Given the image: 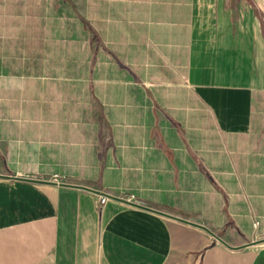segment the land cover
<instances>
[{
	"label": "crops",
	"instance_id": "0c3cea01",
	"mask_svg": "<svg viewBox=\"0 0 264 264\" xmlns=\"http://www.w3.org/2000/svg\"><path fill=\"white\" fill-rule=\"evenodd\" d=\"M0 264H264V0H0Z\"/></svg>",
	"mask_w": 264,
	"mask_h": 264
},
{
	"label": "built area",
	"instance_id": "2783aa9c",
	"mask_svg": "<svg viewBox=\"0 0 264 264\" xmlns=\"http://www.w3.org/2000/svg\"><path fill=\"white\" fill-rule=\"evenodd\" d=\"M52 181L56 184L59 185H65L67 184V178H65L64 176H60L58 174L54 175L52 178ZM112 197L110 195L107 194H100L99 195V202L100 204H105L107 202V200ZM114 198V197H113ZM120 200L129 203L130 205H134L137 200L135 198V195L131 194L129 196H119ZM259 224V222H255V226H257Z\"/></svg>",
	"mask_w": 264,
	"mask_h": 264
},
{
	"label": "water",
	"instance_id": "95a60500",
	"mask_svg": "<svg viewBox=\"0 0 264 264\" xmlns=\"http://www.w3.org/2000/svg\"><path fill=\"white\" fill-rule=\"evenodd\" d=\"M65 185H67V184H65Z\"/></svg>",
	"mask_w": 264,
	"mask_h": 264
}]
</instances>
